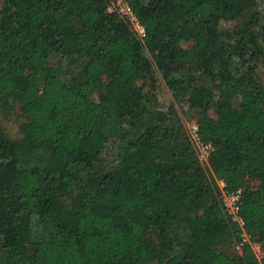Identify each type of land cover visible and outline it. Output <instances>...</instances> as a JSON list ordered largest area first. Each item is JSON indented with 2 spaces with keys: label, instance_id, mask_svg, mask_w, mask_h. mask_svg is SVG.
<instances>
[{
  "label": "trees",
  "instance_id": "obj_1",
  "mask_svg": "<svg viewBox=\"0 0 264 264\" xmlns=\"http://www.w3.org/2000/svg\"><path fill=\"white\" fill-rule=\"evenodd\" d=\"M126 1L0 0V264H264V0Z\"/></svg>",
  "mask_w": 264,
  "mask_h": 264
},
{
  "label": "built area",
  "instance_id": "obj_2",
  "mask_svg": "<svg viewBox=\"0 0 264 264\" xmlns=\"http://www.w3.org/2000/svg\"><path fill=\"white\" fill-rule=\"evenodd\" d=\"M106 11L108 13L116 14L120 18L124 19L128 23L131 31L138 39L141 40L144 37V28L138 21L137 17L133 13L130 5L126 0H107ZM196 131V125L194 123L190 124L187 127V132L189 134L190 140L193 143L199 162L202 164H207V158L209 152L212 149L208 143H202L199 140ZM219 187L221 188L220 196L225 212L228 214L232 221L236 222V224L240 228L239 241L234 244V249L236 251H239L241 244L247 243L254 255L259 258L261 256L260 246L258 243L250 241L248 234H246L243 229V222L238 215L241 189L237 188L233 191H226L222 189L223 184L221 182H219Z\"/></svg>",
  "mask_w": 264,
  "mask_h": 264
},
{
  "label": "rangeland",
  "instance_id": "obj_3",
  "mask_svg": "<svg viewBox=\"0 0 264 264\" xmlns=\"http://www.w3.org/2000/svg\"><path fill=\"white\" fill-rule=\"evenodd\" d=\"M232 33V23L229 22H222L220 25L217 27L216 30H214L211 34L210 40H208L209 43H217L219 44L223 39L227 38L230 34ZM191 55H187L181 59H179V62H183L186 59H188ZM177 61V62H178ZM95 98V97H94ZM156 98H157V103L159 106H163L168 103L169 99V94L166 91V88L163 84V82L158 81L157 85V90H156ZM177 107H179L180 104L174 103ZM194 119V113L191 111H187L185 113V121L184 125L189 126L191 121ZM20 118H16L14 115H11L9 117H3L0 115V124L4 127L5 132L7 134V137L11 139H15L18 137L19 132H18V124H19Z\"/></svg>",
  "mask_w": 264,
  "mask_h": 264
}]
</instances>
